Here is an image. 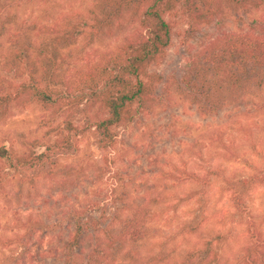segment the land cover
<instances>
[{
  "label": "trees",
  "instance_id": "1",
  "mask_svg": "<svg viewBox=\"0 0 264 264\" xmlns=\"http://www.w3.org/2000/svg\"><path fill=\"white\" fill-rule=\"evenodd\" d=\"M12 2L17 7L23 2L53 5L52 0ZM177 7L188 19V33L193 34L203 25H224L232 18L261 12L264 0H93L84 12L60 14L55 19L45 12V22L27 27L18 25L10 14L0 17V123L10 117L12 105L33 103L48 112L52 121H61L59 137L28 142L23 153L0 138V193L13 176L33 188L44 179L58 189L78 188L81 171L57 168L54 156L72 151L81 133L75 122L81 113L87 115V127L94 129L99 148L108 150L115 145L116 128L174 97L204 117L264 92V15L247 28L238 26L207 39L190 54L179 78L152 72L150 68L171 43L173 28L165 17ZM11 25L16 29L10 30ZM116 39L119 42L108 49H95ZM78 46L92 55L88 53L78 67L66 69L62 53ZM187 177L201 179L193 173ZM222 179L240 215L246 213V193L264 184V176L257 175ZM160 200V194L149 193L143 200H127L111 218L105 217V211L98 218L93 216L100 211L99 204L90 210L70 211L67 218L72 230L63 244L61 264H170L157 253H146L151 239L150 207ZM198 218L185 224L187 234H197ZM15 220L17 228H29L18 241L31 236V228L48 227L31 217L22 222L18 215ZM245 225L247 242L230 259L211 242H204L172 264H264V230L250 219ZM86 233L92 237L89 248L82 242Z\"/></svg>",
  "mask_w": 264,
  "mask_h": 264
},
{
  "label": "rangeland",
  "instance_id": "2",
  "mask_svg": "<svg viewBox=\"0 0 264 264\" xmlns=\"http://www.w3.org/2000/svg\"><path fill=\"white\" fill-rule=\"evenodd\" d=\"M52 1L53 5L23 2L17 7L12 0H0V17L10 14L18 25L34 26L45 22L47 16L55 19L60 14L84 12L93 0ZM261 15L264 10L232 18L224 25H203L189 34L188 19L177 7L165 17L173 28L171 43L150 70L163 78H179L190 54L203 42L222 31L247 28ZM9 28L15 30L16 25ZM118 42L108 41L95 49L102 51ZM88 53L92 55L82 46L64 51L65 68L78 67ZM86 118L85 113L76 118L81 133L72 151L54 156L57 168L70 166L72 172L81 171L78 188L58 189L48 179L38 180L33 188L13 176L0 193V264H61L63 244L72 230L67 218L70 211L90 210L99 204L101 209L93 216L98 218L105 211V217L111 218L127 200H143L147 193L160 194L161 200L150 207L151 239L146 253H157L166 263L178 261L204 242H211L230 259L247 242L246 220L264 230V184L246 193V213L240 215L222 179L264 176V92L204 117L174 97L151 112L137 114L127 126L116 128L115 145L108 150L99 148L98 137L87 127ZM60 122L52 121L39 104L12 105L10 117L0 123V138L23 153L28 142L44 143L47 136L59 137ZM188 173L201 179L189 180ZM18 215L22 222L31 217L48 227L31 228V236L18 241L29 230L17 228ZM196 216L200 229L197 234H187L185 224ZM91 238L89 233L83 236L84 248H89ZM10 239L11 243L4 244Z\"/></svg>",
  "mask_w": 264,
  "mask_h": 264
}]
</instances>
